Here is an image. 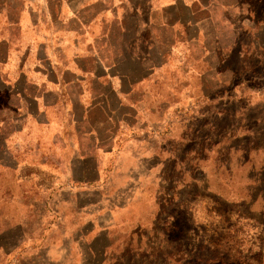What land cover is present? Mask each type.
<instances>
[{"label": "crops", "instance_id": "1", "mask_svg": "<svg viewBox=\"0 0 264 264\" xmlns=\"http://www.w3.org/2000/svg\"><path fill=\"white\" fill-rule=\"evenodd\" d=\"M228 32L234 41L223 46ZM261 74L264 0H0V86L24 122L34 116L60 135L61 187L71 198L98 186L103 173L100 182L139 190L132 203L97 205L85 217L76 205L51 213L44 203L39 214L56 218L47 230L63 239L58 249L76 256L66 264H111V246L95 251L97 241L120 236L123 225L145 226L165 193L158 184L209 188L244 207L249 222L264 221V125L223 135L215 124L217 112H231L228 90ZM195 103L197 129H176L174 108ZM244 188L251 193L239 194ZM13 226L0 237V264L29 262L34 241L33 249L52 246L46 231L31 240Z\"/></svg>", "mask_w": 264, "mask_h": 264}, {"label": "rangeland", "instance_id": "2", "mask_svg": "<svg viewBox=\"0 0 264 264\" xmlns=\"http://www.w3.org/2000/svg\"><path fill=\"white\" fill-rule=\"evenodd\" d=\"M231 40L234 41V35L223 34L222 45L227 46ZM260 64L255 61V67ZM245 81L248 84H244ZM241 83L242 86H236L235 90L230 88L225 95L224 109L231 112L216 113L215 124L222 125L223 135H229L230 128H234V133H248L257 128L263 131L264 92L261 89L264 74L245 77ZM199 104L187 109L174 108L176 129H197ZM16 106L13 98L0 86V237L10 224H14V230L20 229L16 230L19 234L25 229L26 238L31 240L38 239L46 231L45 237L52 239L48 246H52L47 247L48 250L45 246L33 249L38 245L34 241L29 247L30 261L25 264L32 261V264H66L76 256L58 249L63 239L58 235L53 237L55 234L47 230L56 224V218L52 214L45 217L39 214L45 204L51 213L68 211L76 205L81 217H85L87 211L97 205L124 207L128 202L132 203L140 196L139 190L121 186L116 180L104 181V178L100 182L103 173L98 176L94 173L99 185L90 191L74 192V197L70 198V190L61 187L67 183L61 173L55 145V139L60 135H52L54 128L34 116L24 122ZM214 115L212 112L211 118ZM208 120L214 122L209 117ZM212 130L210 132L214 133ZM115 177L113 175L112 179ZM179 185L182 188L155 185L157 190L165 193H160L150 207L155 215L145 218L146 225L137 228L123 225L116 233L120 236L97 241L95 251L110 245V250L106 251L111 264H264V221L249 222L246 214L241 212L244 207L236 209L226 205L220 196L209 192V188L202 191L186 187L184 182ZM237 191L239 194L251 193V188ZM68 221L70 219L66 218L64 224ZM82 227L86 228L87 224L84 222ZM94 260L101 262V253H96Z\"/></svg>", "mask_w": 264, "mask_h": 264}]
</instances>
